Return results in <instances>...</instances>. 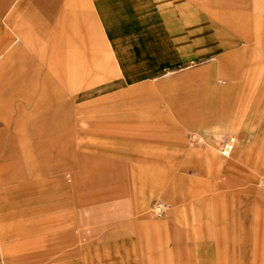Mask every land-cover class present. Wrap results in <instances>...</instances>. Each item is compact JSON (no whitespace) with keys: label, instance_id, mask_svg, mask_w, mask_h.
Listing matches in <instances>:
<instances>
[{"label":"crops","instance_id":"obj_1","mask_svg":"<svg viewBox=\"0 0 264 264\" xmlns=\"http://www.w3.org/2000/svg\"><path fill=\"white\" fill-rule=\"evenodd\" d=\"M182 1L186 2L185 7L179 6ZM193 1L0 0V106L10 97V103L24 99L35 110L33 117L19 127L29 132V138L16 141L17 137L24 136L16 133L14 140L0 141V242L59 229L71 222L82 201L92 206L90 218L98 215L91 197L94 192L86 194L84 199L73 196L75 214L71 208L65 209L66 201L57 194H46L50 187L57 186L53 185L54 181L62 189L59 172L66 164L75 163L73 153L66 157V149L74 146L73 132L80 134L87 130L90 145L97 148L96 153L102 158L121 155L123 159L124 149L128 148V158L143 163L149 171L203 166L194 164L193 154L200 153V149L184 148L188 143L185 128L200 131L209 127V99L195 104L194 97L179 92L186 88L184 82L179 87L172 81L156 79L162 72H172L173 57L194 55L193 46L200 53L223 52L221 72L237 79L238 58L244 52L236 49L235 44L239 39L251 40L253 35L262 41L264 23H255L253 33L250 23L224 22V26L206 28L203 37L195 38L191 26L195 23L193 7L187 4ZM203 1L209 10L215 3L241 2ZM205 23L209 25L210 21ZM101 27L113 48L108 61L110 71L107 62L99 59L103 51L107 54V48H99L98 44L103 41ZM131 41H136L132 42L137 45L136 50L128 48L131 46L126 42ZM114 56L123 81L110 82L107 89L111 91L87 104L76 103L81 99L78 95L77 99L68 100L62 88L72 92L92 85L99 75L116 77ZM132 85L136 87H126ZM163 104L171 108H162ZM72 114L77 123L86 117L88 127L74 123ZM47 134L51 138L45 141L38 137ZM3 136L6 135L0 130V137ZM5 151L13 155H4ZM186 152L189 158L178 157ZM21 159L27 164L25 170L14 165ZM50 174H55V178ZM134 181L148 186L147 195H154L162 187L159 180L135 178ZM90 187L93 191L92 181ZM106 199L101 200L107 203ZM110 210L111 207L99 210L100 215L111 214ZM144 219L140 217L133 222ZM76 221L78 216L73 223ZM70 242L71 235H47L29 241L25 253L17 246L2 248L3 259L5 264H13L19 256V264H30L36 250H41L43 260L52 249Z\"/></svg>","mask_w":264,"mask_h":264},{"label":"rangeland","instance_id":"obj_2","mask_svg":"<svg viewBox=\"0 0 264 264\" xmlns=\"http://www.w3.org/2000/svg\"><path fill=\"white\" fill-rule=\"evenodd\" d=\"M187 4L193 7L195 23L191 26L195 38L203 37L206 28L224 26V22L250 23L252 29L255 23H264V0L215 3L210 10L203 0ZM179 6L185 7L186 2L182 1ZM221 15L224 18H220ZM102 28L103 41L98 44L99 48H107V54L103 51L99 59L109 66L113 48ZM252 38L239 39L235 44L236 49L244 52L238 58L237 79H230L231 75L221 72L223 52L200 53L195 51L196 46H193L194 55L173 57L172 72H162L156 79L172 81L179 87L184 82L186 88L179 92L194 97L195 104L209 99V127L200 131L185 128L188 143L184 148L201 150L193 156L194 164L202 167L149 171L143 163L128 158V148L124 149V160L121 155L119 158L104 155L102 158L96 153L97 148L90 145L87 130L80 134L73 132L74 146L66 149V157L73 153L75 163L66 164L59 172L62 189L54 181L53 185L58 187H50L46 194H57L66 201L65 209L71 208L79 221L73 223L75 215L70 223L59 229L1 241L0 264H5L2 248L17 246L25 253L29 241L53 234L71 235V242L52 249L43 260L41 250H33L30 264H264V39L257 40L254 35ZM132 42L136 41L126 42L131 46L128 48L136 50L137 45ZM113 58L116 77L99 75L92 85L72 92L62 88L68 100L73 101L78 95L81 99L76 103L87 104L110 90L107 89L110 82L123 81L117 59ZM108 68L110 71L111 67ZM11 101L8 97L0 106V130L6 135L0 137V141L14 140L16 133L24 135L16 141L25 140L29 134L19 127L33 117L34 107H29L24 99L16 100V103ZM165 107L171 108L163 104L162 108ZM188 111L192 113L190 107ZM74 116L71 115L74 123L88 127L86 117L77 123ZM15 127H18L17 131ZM38 137L42 141L51 138L48 134ZM224 142H231L228 157L221 152ZM9 152L5 151L4 155H13ZM19 156H22L20 152ZM178 157L187 159L189 152ZM14 165L23 170L27 168L22 159ZM48 176L55 178L56 175ZM135 178L139 181L159 180L162 187L154 195H147L148 186L134 183ZM90 192H94L91 197L98 215L88 216L92 206L85 201L74 213L73 196L84 199ZM105 197L107 203L101 200ZM159 202L168 207L161 215L155 211ZM107 207H111V214L100 215L99 210ZM140 217L145 219L140 223L133 222ZM20 260L19 256L15 257L13 264H19Z\"/></svg>","mask_w":264,"mask_h":264},{"label":"built area","instance_id":"obj_3","mask_svg":"<svg viewBox=\"0 0 264 264\" xmlns=\"http://www.w3.org/2000/svg\"><path fill=\"white\" fill-rule=\"evenodd\" d=\"M230 143L231 142H226V143L224 142V144L222 145L221 152H222L223 156L228 157L231 154L232 147H231ZM167 208L168 207L165 203L159 202L155 207V211L158 215H161V214L165 213Z\"/></svg>","mask_w":264,"mask_h":264}]
</instances>
